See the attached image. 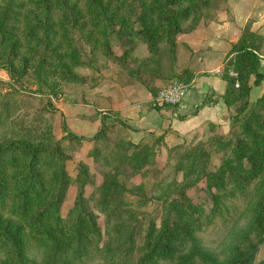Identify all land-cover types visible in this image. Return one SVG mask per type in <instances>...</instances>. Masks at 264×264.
I'll return each mask as SVG.
<instances>
[{
	"label": "rangeland",
	"instance_id": "obj_1",
	"mask_svg": "<svg viewBox=\"0 0 264 264\" xmlns=\"http://www.w3.org/2000/svg\"><path fill=\"white\" fill-rule=\"evenodd\" d=\"M73 1L51 0L43 11L35 0H0V107L7 112L0 118V143L56 145L61 152L55 161L39 162L43 182L26 216L9 209L21 159L4 170L0 226L25 247L18 251L0 235V264L50 258L54 245L41 243L26 218L51 200L61 162L58 212L64 219L53 232L66 234L79 192L100 231L99 244L89 243L76 264H139L148 224L158 230L166 218L180 226L166 210L173 202L198 204L203 212L181 217L191 238H178L156 264H174L176 254L192 246L224 263L235 248L254 245L255 260L264 263V0H93L97 7L76 0L71 9ZM243 43L258 60L241 58ZM257 71L262 78L251 85L238 121L229 117L234 90H226L228 116L183 133L147 131L132 138L115 115L118 86L131 81L152 88L142 101L153 106L161 86L188 84L194 72L217 74L224 87L239 88ZM129 239L130 254L120 263L115 258Z\"/></svg>",
	"mask_w": 264,
	"mask_h": 264
},
{
	"label": "trees",
	"instance_id": "obj_2",
	"mask_svg": "<svg viewBox=\"0 0 264 264\" xmlns=\"http://www.w3.org/2000/svg\"><path fill=\"white\" fill-rule=\"evenodd\" d=\"M35 1L43 5L42 9L44 11L47 9L51 0ZM91 3L96 7L100 5L93 0ZM18 5H21V2ZM76 5L77 1L75 0L70 4V8L72 9V7ZM103 10H101V12H103ZM238 48L241 50L240 53L242 59H259V56H257L255 52L244 43L240 44ZM6 70L9 72L10 68L7 66ZM229 78L230 81L233 80L232 77ZM261 78V72L257 71L255 72V76L252 79L251 84L246 81H241L239 88H234L231 84L224 87L221 96L226 105V111L231 100L227 96L226 90H234L231 97L235 98L236 104L231 111V115H229L231 122L238 121L240 116L244 114L246 106L248 105L250 87L251 85H257ZM225 81L226 80H224V83ZM6 115L7 112H4L3 114V108L0 107V118L2 119ZM226 116H228V114H226ZM209 123L213 122L209 121ZM95 135L97 136V134ZM70 136L77 137L73 134H70ZM238 154L243 155V152L239 151ZM58 157L61 158V152L59 147L56 145L46 148L42 146H33L19 141H7L0 143V208H2L5 204L4 185L6 181L3 172L5 169H12V166L17 165L13 164L15 158L21 159L18 168H20L22 173L17 176L19 179L21 178V181L17 187L15 186L16 188L12 192V205L9 209L12 212L26 216V212L29 207L28 201L31 197L38 195L43 182L40 179V170L42 165L39 162L42 161L49 163L55 161V158L58 159ZM61 163L58 166V172L55 177V185L51 200L45 204H37L34 208H32L33 210L30 212V216L28 215L26 218L29 224L33 225L35 228L39 225L40 219L45 218L46 220V222L40 224L43 226L36 229L34 228V236H36L41 243L45 242L47 244H52L55 247L50 255V258L45 261V264H76V261L79 260L80 255L84 252L87 245L91 242L99 244L100 239V231L94 216L82 207V196H80V192L68 211L70 220H68V229L66 234L63 236L61 235V232H53V230L57 227L56 224L61 219H64L58 212V205L65 186V170ZM174 203L175 202L171 204L173 209L167 207L166 210L173 219L172 221H174V223L180 222V226H172L169 222H167L166 218H164L165 220L163 226L158 228V230H155V224H148L142 236V241L146 249L139 259V264H156L157 257L167 254L168 251H173L171 245H173L178 238H183L185 240L189 239V237L191 238L189 231L184 228L186 225L181 221V217L184 215H186V217L189 215H198L203 212V208L198 204H191V202H186L184 205L174 207ZM263 231L264 229L262 232ZM262 232H258L259 238L257 242L261 241L263 237ZM0 235L10 239V242L14 243L16 250L21 251L24 249L25 246L22 243H17L15 241V237L13 240L12 234L8 233L4 226H0ZM130 240L131 239L120 245L118 256L115 258L116 261L122 263L126 257H128L131 249ZM108 250L109 249H106L105 252L108 253ZM255 251L256 245L253 247L250 246L246 251L240 249L237 250V248H235L233 250L235 255L233 256L229 253L225 262L221 263V261L217 260L213 256H210L207 252L192 246L183 255L176 254L177 260H175L174 264H199L198 258L204 261L205 264H264L263 260H255Z\"/></svg>",
	"mask_w": 264,
	"mask_h": 264
},
{
	"label": "crops",
	"instance_id": "obj_3",
	"mask_svg": "<svg viewBox=\"0 0 264 264\" xmlns=\"http://www.w3.org/2000/svg\"><path fill=\"white\" fill-rule=\"evenodd\" d=\"M149 87L137 81L118 86L115 115L132 138L147 131L183 133L203 122H218L226 112L221 96L224 79L214 73L194 72L186 93L173 108L143 103L142 99L150 97Z\"/></svg>",
	"mask_w": 264,
	"mask_h": 264
},
{
	"label": "built area",
	"instance_id": "obj_4",
	"mask_svg": "<svg viewBox=\"0 0 264 264\" xmlns=\"http://www.w3.org/2000/svg\"><path fill=\"white\" fill-rule=\"evenodd\" d=\"M188 88L187 83L172 80L161 86L152 97L153 106H169L173 108L184 96Z\"/></svg>",
	"mask_w": 264,
	"mask_h": 264
}]
</instances>
